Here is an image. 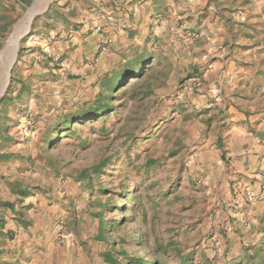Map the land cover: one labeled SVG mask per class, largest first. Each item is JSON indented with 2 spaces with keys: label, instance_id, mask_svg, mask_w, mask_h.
I'll use <instances>...</instances> for the list:
<instances>
[{
  "label": "rangeland",
  "instance_id": "obj_1",
  "mask_svg": "<svg viewBox=\"0 0 264 264\" xmlns=\"http://www.w3.org/2000/svg\"><path fill=\"white\" fill-rule=\"evenodd\" d=\"M32 1L0 0V80L21 33L0 96V258L56 264V244L68 240L121 264H264V185L255 176L264 162L244 159L255 169L247 175L235 169L241 156L221 155L235 123L229 98L244 109V95L264 90V73L248 84V59L239 58L237 84L218 77L208 87L202 75L227 51L209 55L192 46L189 27L170 23L162 36L96 52L81 69L77 57L28 45L37 30L57 41L63 23L56 11L43 20L58 1L48 0L19 30ZM132 71L139 75L115 80ZM99 104L104 115L86 116Z\"/></svg>",
  "mask_w": 264,
  "mask_h": 264
},
{
  "label": "crops",
  "instance_id": "obj_2",
  "mask_svg": "<svg viewBox=\"0 0 264 264\" xmlns=\"http://www.w3.org/2000/svg\"><path fill=\"white\" fill-rule=\"evenodd\" d=\"M54 11L63 20L53 29L58 40L52 41V31L43 35L37 30L30 34L36 39L28 45H37L36 49L48 57L54 54L77 57L81 69L88 67V63L83 65L84 60H89L96 52L99 51L100 57L109 52L114 54L113 50L118 51L121 47L119 44L139 42V35L162 36L166 32L164 26L170 23L189 27L193 34L190 38L192 46L204 48L209 55L213 52L212 56L222 55L223 51H227L223 54L225 59L221 56L214 58L202 75L208 87L218 84V77H229L233 85L237 84L239 75L243 73L239 58L248 59L245 72L249 75L244 76L246 82L262 81L260 75L264 69L262 65L260 67L263 64L260 61L264 58V0H58L46 9L43 20L51 22ZM153 24H156L154 30L151 27ZM139 25L143 31H139ZM173 31L178 32V29ZM201 52L197 50L199 57ZM235 77H238L237 80ZM262 91L257 96L244 95L241 102L244 109L234 107L239 102H234L233 94L229 98L233 101L229 108L230 119L235 123L227 134L229 137L221 155L241 156L233 159L235 169L240 173L249 171L247 175L255 169L247 170L244 159L255 160L254 166L264 162V135L261 133L264 132L263 88ZM255 176L258 184L264 185V171ZM4 218L7 220L8 217ZM56 246L61 254L56 264H108L103 258L89 256L93 254L91 245L76 246L65 240L64 244L59 242ZM6 261L11 260L0 258V264H7Z\"/></svg>",
  "mask_w": 264,
  "mask_h": 264
},
{
  "label": "trees",
  "instance_id": "obj_3",
  "mask_svg": "<svg viewBox=\"0 0 264 264\" xmlns=\"http://www.w3.org/2000/svg\"><path fill=\"white\" fill-rule=\"evenodd\" d=\"M142 63H145V60L141 61ZM139 75L137 72H125V75L123 74H118L117 76H115V80H118V78H120L121 76H123L124 80L129 79L131 76H137ZM106 108H108L107 106H105L104 104H99V106L94 107L93 109H91L89 111L88 114H86V116H90L91 119L93 118L92 116H102L104 115V111L106 110ZM84 116V117H86ZM127 257V256H126ZM104 259L108 264H121L115 257H113L110 254H104ZM128 264H155V261H151V262H147L146 260H144L143 258H138V257H131V258H126Z\"/></svg>",
  "mask_w": 264,
  "mask_h": 264
},
{
  "label": "bare ground",
  "instance_id": "obj_4",
  "mask_svg": "<svg viewBox=\"0 0 264 264\" xmlns=\"http://www.w3.org/2000/svg\"><path fill=\"white\" fill-rule=\"evenodd\" d=\"M47 2H48V0H41V2L39 3L38 9L43 8L46 5ZM29 22H30V17H26L22 21V23L20 25L21 27H20L19 30H23V31L27 30ZM17 33L14 36L15 38L13 37V39H12V46H11V49L8 51V57L3 60L4 61L3 62L4 63L3 64L4 65V68H3L4 69L3 70L4 73H3V76H2L3 79L0 80V96L3 94L4 89L6 87L7 77H8V75H7L8 74V69H9L10 65L12 64V62H13V60L15 58L17 40H18V38L20 37V34H21V33L20 34H17Z\"/></svg>",
  "mask_w": 264,
  "mask_h": 264
},
{
  "label": "water",
  "instance_id": "obj_5",
  "mask_svg": "<svg viewBox=\"0 0 264 264\" xmlns=\"http://www.w3.org/2000/svg\"><path fill=\"white\" fill-rule=\"evenodd\" d=\"M39 0H33L32 3L30 4V6L27 8L25 15H24V19L26 17H30V21L38 14L37 8L39 6L38 4ZM10 70L11 68L8 69V77L7 80L10 79Z\"/></svg>",
  "mask_w": 264,
  "mask_h": 264
},
{
  "label": "built area",
  "instance_id": "obj_6",
  "mask_svg": "<svg viewBox=\"0 0 264 264\" xmlns=\"http://www.w3.org/2000/svg\"><path fill=\"white\" fill-rule=\"evenodd\" d=\"M189 35L192 37L193 36V34H191V33H189ZM216 244V243H215Z\"/></svg>",
  "mask_w": 264,
  "mask_h": 264
}]
</instances>
